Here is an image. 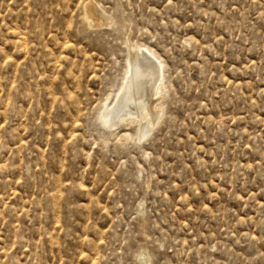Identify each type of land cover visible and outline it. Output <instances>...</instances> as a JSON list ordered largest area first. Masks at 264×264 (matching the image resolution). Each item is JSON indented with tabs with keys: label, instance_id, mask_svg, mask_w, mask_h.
Returning <instances> with one entry per match:
<instances>
[{
	"label": "rangeland",
	"instance_id": "374dc122",
	"mask_svg": "<svg viewBox=\"0 0 264 264\" xmlns=\"http://www.w3.org/2000/svg\"><path fill=\"white\" fill-rule=\"evenodd\" d=\"M0 264H264V0H0Z\"/></svg>",
	"mask_w": 264,
	"mask_h": 264
},
{
	"label": "bare ground",
	"instance_id": "6f19581e",
	"mask_svg": "<svg viewBox=\"0 0 264 264\" xmlns=\"http://www.w3.org/2000/svg\"><path fill=\"white\" fill-rule=\"evenodd\" d=\"M88 6L90 5L88 4L85 6V19L87 20L89 26L91 27L96 24V21L95 18L93 17L94 15L93 16L91 15V11H90L92 9L91 6L90 7ZM135 46L132 52L133 57L130 59L128 57L125 78L118 93L115 95L114 105L112 106V104H110L109 102L105 103L102 106V109L99 111L98 116L103 126H105L106 129H108L111 126L110 124L111 121L113 128L117 125L123 124L124 122L127 123V122L137 121L139 128L137 127L138 130H136L137 131L136 138L138 141L141 142L144 140V138L145 139L147 138V136L151 133L152 129L154 128L153 127L154 124L151 121L152 119H149L148 117L150 115L151 108L152 107L158 108V104L157 101L151 102L150 104L149 100L147 101V98H149L147 97V94H149L148 92H149L150 84L152 85L151 90H153V97L154 95L160 94V88H161L160 84L162 83L164 77L163 75L164 63L159 61V57H157L155 53L152 52L149 48L147 47L142 48L141 46H136V47ZM139 53L141 55L146 56L145 58L142 56L144 58L143 60L146 59L145 63H142L144 62L142 61V59L140 60ZM150 96L152 97V95ZM109 107H111L110 110H108ZM153 112L154 111H152V113ZM145 124L148 125L146 127L149 128V131H147L144 134L143 132L145 131L144 129Z\"/></svg>",
	"mask_w": 264,
	"mask_h": 264
}]
</instances>
